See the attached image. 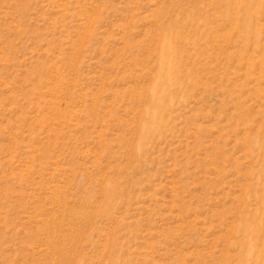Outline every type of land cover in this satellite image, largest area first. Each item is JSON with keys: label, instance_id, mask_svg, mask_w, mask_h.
<instances>
[{"label": "rangeland", "instance_id": "1", "mask_svg": "<svg viewBox=\"0 0 264 264\" xmlns=\"http://www.w3.org/2000/svg\"><path fill=\"white\" fill-rule=\"evenodd\" d=\"M0 264H264V0H0Z\"/></svg>", "mask_w": 264, "mask_h": 264}, {"label": "bare ground", "instance_id": "2", "mask_svg": "<svg viewBox=\"0 0 264 264\" xmlns=\"http://www.w3.org/2000/svg\"><path fill=\"white\" fill-rule=\"evenodd\" d=\"M163 43V42H162ZM167 44V43H166ZM168 45H170V44H168ZM165 47V46H164ZM168 48V47H167ZM164 50V52H165V48L163 49ZM166 51H167V49H166ZM166 54H167V52H165ZM164 53V54H165ZM163 54V53H162ZM165 54V55H166ZM167 56V55H166ZM164 58V57H163ZM166 58H168V57H166ZM165 58V59H166ZM165 61V60H164ZM167 61V60H166ZM162 68V67H161ZM162 74V73H161ZM169 74V73H168ZM170 75V74H169ZM155 98V97H154ZM159 113V112H158ZM157 113V114H158ZM155 115V116H157V118L155 119V121L158 119V115ZM155 125V124H154ZM145 129V128H144ZM143 129V130H144ZM247 218V217H246ZM250 219V218H249ZM257 222H255V223H253L252 222V220H248V219H244L243 221H242V226L244 227V229L246 230H248L249 232L251 231V230H253L254 229V226H257V224H256ZM256 224V225H255ZM248 231H247V233H248ZM246 235H249V234H246ZM252 236V235H251ZM244 245H245V253H244V255L245 256H252V252H253V242H252V240L248 237V238H246L245 240H244V243H243ZM244 257V256H243Z\"/></svg>", "mask_w": 264, "mask_h": 264}]
</instances>
